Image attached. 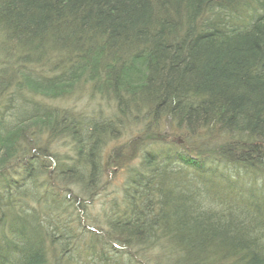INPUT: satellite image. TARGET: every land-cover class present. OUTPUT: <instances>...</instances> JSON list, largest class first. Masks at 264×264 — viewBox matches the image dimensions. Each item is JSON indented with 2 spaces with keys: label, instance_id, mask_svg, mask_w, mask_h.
I'll return each instance as SVG.
<instances>
[{
  "label": "trees",
  "instance_id": "1",
  "mask_svg": "<svg viewBox=\"0 0 264 264\" xmlns=\"http://www.w3.org/2000/svg\"><path fill=\"white\" fill-rule=\"evenodd\" d=\"M81 258L264 264V0H0V264Z\"/></svg>",
  "mask_w": 264,
  "mask_h": 264
},
{
  "label": "rangeland",
  "instance_id": "2",
  "mask_svg": "<svg viewBox=\"0 0 264 264\" xmlns=\"http://www.w3.org/2000/svg\"><path fill=\"white\" fill-rule=\"evenodd\" d=\"M91 93L92 92H90V88H86L84 91L76 92V94L73 95L71 98H69V100L55 101V102H52V105H54L55 107L65 109V110L73 111L76 115L83 114L86 117H91L92 115L101 114L102 116L113 118V115L115 112V106L111 103L106 102L103 99H99V98L92 96ZM142 127H143L142 125H139L136 127H134L133 124L131 126L126 125V128L125 129L122 128V131L118 134L119 142H112L106 146V150L104 151L103 155L106 156V158H109L108 163H109L110 169L108 168L109 169L107 172L108 175L105 177V180H104L105 182L103 183L105 184L104 190L100 192V194L96 195L92 202L93 207H92L91 213L94 216H97L93 218H101L102 216L101 212L103 209V205L107 201L111 200L115 192L118 190V188L122 187L123 185L124 175H113L112 174V172L115 170L114 166H116L115 165L116 160L114 161L111 158L116 159L119 153L117 152L118 148L117 149L115 148L118 147L119 145H122L123 143H126L128 139L138 135V131H140V129L142 130ZM163 129H165V133L167 135H164L165 133L163 134V136L157 135L159 138H161L162 140L165 139L166 141H170V140L176 141V139H173L174 130L170 129V127L163 128ZM151 134L154 135V133L152 132L149 133V138L151 137ZM59 144H62V145L57 150H59V152L62 153L60 154L61 156H64L70 150L69 146L66 142H61ZM180 144L182 145V143ZM54 151L56 152V150ZM122 152L125 153V151H122ZM112 165H113V168H112ZM77 264H85V259L81 258L77 260Z\"/></svg>",
  "mask_w": 264,
  "mask_h": 264
},
{
  "label": "water",
  "instance_id": "3",
  "mask_svg": "<svg viewBox=\"0 0 264 264\" xmlns=\"http://www.w3.org/2000/svg\"><path fill=\"white\" fill-rule=\"evenodd\" d=\"M180 143H181V141H180Z\"/></svg>",
  "mask_w": 264,
  "mask_h": 264
}]
</instances>
